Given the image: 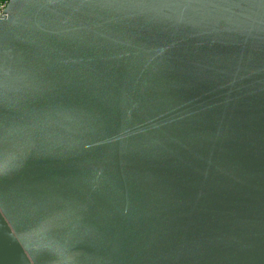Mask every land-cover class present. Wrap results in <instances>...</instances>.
Here are the masks:
<instances>
[{
  "label": "water",
  "instance_id": "95a60500",
  "mask_svg": "<svg viewBox=\"0 0 264 264\" xmlns=\"http://www.w3.org/2000/svg\"><path fill=\"white\" fill-rule=\"evenodd\" d=\"M0 264H264V0H9Z\"/></svg>",
  "mask_w": 264,
  "mask_h": 264
},
{
  "label": "built area",
  "instance_id": "2783aa9c",
  "mask_svg": "<svg viewBox=\"0 0 264 264\" xmlns=\"http://www.w3.org/2000/svg\"><path fill=\"white\" fill-rule=\"evenodd\" d=\"M8 1H9V0H0V18H1V17L3 16V14H4V9H5V7H6Z\"/></svg>",
  "mask_w": 264,
  "mask_h": 264
}]
</instances>
